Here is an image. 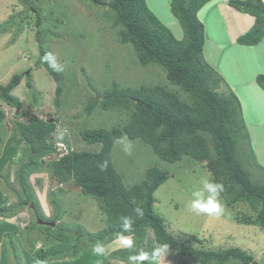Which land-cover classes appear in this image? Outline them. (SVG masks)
Instances as JSON below:
<instances>
[{
  "label": "trees",
  "instance_id": "trees-1",
  "mask_svg": "<svg viewBox=\"0 0 264 264\" xmlns=\"http://www.w3.org/2000/svg\"><path fill=\"white\" fill-rule=\"evenodd\" d=\"M19 1L30 3L36 13L40 55L35 66L44 67L56 82L53 103L60 108L67 85V74L74 72L64 67L55 71L41 58L49 53L44 37L52 36L50 31L61 23L60 16L62 17L63 12L57 10L58 15L52 23L51 17L43 18L41 7L38 9L34 5L35 0ZM81 1L84 4L89 2ZM210 1H170V10L183 30V37L174 33L172 27L151 9L147 0L108 2L109 12L106 15L108 19H112L111 27L115 29L117 42L133 50L136 64L146 68H161L166 74V80L165 83H140L138 86L113 80L107 82L106 86L103 84L102 91L96 87L98 92L86 104L89 109L100 105L102 110L124 109L131 115L124 120L122 126L110 129L83 128L77 132L87 145L95 146L94 149L73 148L62 157L53 158L57 150L55 135L59 132L61 121L53 116L48 120L32 113H29L28 122L19 120L22 114L28 112L23 109V102L14 91L24 77L30 79L32 74L16 72L7 83H0V102L18 111L15 122L18 140L15 147L24 146L23 153L26 156L16 170L18 203L15 207H0V217L10 218L22 207L29 206L35 211L37 218L39 216L49 220L41 213L29 178L31 173L41 170L45 160L50 157L47 170L57 183L51 189L53 192L50 201L56 210V215L51 219L55 222L61 220L62 210L59 209L63 202L62 194L66 190L60 184L69 181L79 187L82 194L96 199L105 216L106 226L95 232L88 231L77 223L64 221L52 227L38 221V227L33 226V229L45 233L50 239L47 245L36 250L41 260L76 257L84 246H94L98 242L106 246L116 241V233L122 231L121 218L127 216L133 222L131 234L135 246L133 249L121 248L115 251L125 264H129L127 257L130 254L145 250L149 229L153 230L156 240L153 247L167 243L171 252L168 258L183 256L187 260L184 264H264V253L260 261L252 253L239 247L213 249L204 246L200 236L194 235L188 240L187 236L180 238L171 229V225L167 224L166 216L156 209L158 199L155 192L172 176L168 169L162 167L161 162L180 165L190 162L205 167L213 182L224 185V192L220 196L229 207L245 202L257 211L256 217L244 215L242 220L245 223L264 226V182H257L252 175L253 168L264 172V166L258 161L251 145L242 103L233 90H219L223 77L204 57L206 27L199 12ZM95 4L100 6L98 0ZM228 4L256 17L253 26L239 36L238 40L244 45L258 44L264 38V0H228ZM30 14L32 12L28 11L26 15L29 20L32 18ZM22 30L23 25L16 15H11L0 24V37L13 31L20 35ZM121 55L111 51L109 59L129 68L131 61L123 60ZM107 66L111 67L110 64ZM256 82L264 90V73H259ZM27 85L33 88L31 80L27 81ZM32 94L34 106L38 105L41 101V96H37L39 92L34 90ZM6 116V110L3 106L0 107V128H3ZM62 134L64 136L65 133ZM124 137L140 138L151 147L152 154L160 159L159 164L154 163L148 167L144 177L131 186L125 184L112 157L116 140ZM2 139L0 136V141ZM64 140L68 147L75 146L72 141L69 143L67 134ZM137 207L143 209V217L136 216L134 209ZM17 228L15 234L22 232L18 226ZM9 238L8 247L14 250L17 258L14 239L10 235ZM32 249H35L34 245Z\"/></svg>",
  "mask_w": 264,
  "mask_h": 264
},
{
  "label": "rangeland",
  "instance_id": "rangeland-1",
  "mask_svg": "<svg viewBox=\"0 0 264 264\" xmlns=\"http://www.w3.org/2000/svg\"><path fill=\"white\" fill-rule=\"evenodd\" d=\"M95 1L89 0L87 4L81 0L34 1L38 9L41 7L40 12L43 18L51 17L52 23L58 15L57 10L63 12L62 17L60 16L61 23L50 31L52 36L45 35L44 37L49 53L55 56L58 67L74 72L67 74V85L62 104L58 108L53 103L56 82L44 67L35 66L40 55L36 13L28 2L0 0V24L7 21L11 15H16L19 23L23 25L20 35L14 34L13 31L0 37V83H7L16 72L26 74L29 71L32 74L30 79L24 77L14 91L15 95L22 100L23 109L28 112V114H22L19 120L28 122L29 113L48 120L50 116L58 118L61 121L60 132L67 130V133L71 134V141L75 147L85 150L94 149L95 146L87 145L77 132L83 128L110 129L114 126H122L124 120L131 115L124 109L102 110L100 105L92 110L89 109L86 104H89L92 95L98 92L96 87L102 91L103 84L106 86L107 82L110 83L113 80L132 86H138L140 83H165L166 80V74L161 68H146L136 64L133 50L117 42L115 29L111 27L112 19H108L106 15V12H109L108 2L111 0H98L101 7L95 4ZM170 1L147 0L151 9L163 21H166L168 17L169 23H165L172 27L174 33L178 37H183V30L170 11ZM28 11L32 12L30 20L26 18ZM199 17L206 27L204 48L206 61L225 77L227 84L224 88L230 86L238 94L243 107V116L249 129L251 145L258 161L264 166V90L256 84L255 77L258 73H264V40L257 46H251L252 48L240 47L238 40L239 36L245 34L253 26L256 17L232 7L228 4V0L226 2L211 0L200 10ZM247 17L251 21L250 24L245 21ZM45 31H48L47 28ZM111 51L119 52L123 60L131 61L130 67L125 68L112 62L109 59ZM108 64L111 65L110 68ZM29 80L33 88L28 87L27 81ZM34 90L39 92L38 97L41 96L40 103L35 106L31 96ZM98 97L101 98L99 95ZM2 106L7 116L3 128H0V136L3 138L0 141V207H15L18 203L17 192L19 191L15 177L16 170L25 161L26 156L23 153L24 146L15 147L18 140V134L15 131L18 111L0 102V107ZM150 149L151 147L140 138L124 137L116 140L112 157L127 186L141 180L148 167L154 163H160V159H157ZM50 159L47 158L42 169L31 173L29 178L41 213L47 217L46 219L49 218V220H44L37 215L44 222L53 221L51 218L56 215L50 201L51 192H53L51 189L57 185L49 176L51 172L47 170V162ZM161 164L170 171L172 176L155 192L158 199L156 209L166 216L167 224L171 225L176 235L183 239L187 236V240L194 235L200 236L203 245L213 249L239 247L262 261L264 226L245 223L242 220L244 215L256 217L257 211L245 202L229 207L220 196L219 199L224 208L220 216L198 215L189 208L191 192L201 187L202 180H211V174L205 167L190 162L180 165L162 161ZM252 175L257 182H264L263 170L253 168ZM64 187L65 193L73 192L70 196L73 201H70L67 207V195L62 194L63 202L59 210L63 212L60 214L61 220H58L56 225L60 222H67L66 218L69 217L66 216L64 210L68 211L69 216H72L76 210L77 217L79 214L84 215L85 223L83 221L80 223L85 229L91 232L99 230L93 228H98L96 226L99 223H105V221L102 222L105 216L96 199L82 194L80 188L72 181L65 183ZM18 211L21 212L20 215H24L21 219L23 222L19 219L13 231L15 232L18 226L19 231L22 232H18L19 237L16 241L14 232L7 234L6 240L8 243L11 239L8 235L14 239L17 259H13L14 250L10 246L5 247L7 257L5 254H0V264H24V254L25 252L30 253L31 244L34 243L35 247L38 243L47 245L50 241L45 233H39L33 229V226L38 227L39 219L32 208L24 206ZM18 211L13 216H16ZM4 227L6 225L1 224L0 232L4 230ZM70 229L75 230L73 227ZM5 237H1L0 240ZM146 242L145 251L150 252L153 244L156 243L152 229L148 230ZM105 247L107 255L103 257L93 254V246H84L78 256L70 258H76L80 264H124L115 254L116 250L122 248L117 240L108 243ZM168 255L161 261V264H184L187 261L183 256L174 259L168 258Z\"/></svg>",
  "mask_w": 264,
  "mask_h": 264
},
{
  "label": "clouds",
  "instance_id": "clouds-1",
  "mask_svg": "<svg viewBox=\"0 0 264 264\" xmlns=\"http://www.w3.org/2000/svg\"><path fill=\"white\" fill-rule=\"evenodd\" d=\"M262 40H264V38ZM262 40L258 44H260L262 42ZM258 44L252 45V46H257ZM240 47L252 48L251 46L244 45V44H240ZM204 57H205V55H204ZM41 59L43 62H46L49 65V67H51L53 70H55V71L61 70L58 67L57 62H56V58L52 53H46ZM258 75H259V73L255 76L256 79H257ZM221 76L223 77V83H222L221 87L219 88V90L220 91H226L228 89H231L235 92V90L233 88H231L230 86L224 88V86L227 84V82H226L225 77L222 74H221ZM256 84H257V82H256ZM235 94H236V92H235ZM236 95L238 97V94H236ZM59 129H60V126H59ZM63 131H67V130H63ZM59 132H60V130H59ZM60 136H61L60 134L58 135V133H56V135H55V137L57 139L56 142L59 140ZM62 139H63V137L60 138V140H62ZM58 147L63 148L64 145L62 143H60V144H58ZM58 147L56 146L57 149H58ZM60 157L61 156L58 157L57 152L53 154V158H60ZM50 158H52V157H50ZM54 182L56 183L55 180H54ZM60 185L64 187V184H60ZM222 192H224V185L222 183L213 182V181L208 180V179L202 180L201 181V187L195 188L191 192V200L189 203L190 210L192 212L198 214V215L199 214H207L209 216H220L224 211L223 205L219 199L220 194ZM62 212H63V210H62ZM134 212H135L137 217H143V215H144L143 209L140 207L135 208ZM121 219H122V231L116 233V240L119 242V244L122 248L133 249L135 246V242H134L133 236L131 234L133 222H132L131 218L127 217V216L122 217ZM125 233H129V235H125ZM1 245H2V243H1ZM42 245H44V244H41L39 247H41ZM92 252L96 256H100V257L107 255V249H106L105 245L103 243H99V242L93 246ZM168 254H169V245L167 243H162V244H157L156 246H154L150 252L141 249V250L137 251L135 254H130L127 257V260L129 262V264H145V262H148V264H161V261H163L164 258ZM15 259H17V258H15ZM123 263L125 264V262H123Z\"/></svg>",
  "mask_w": 264,
  "mask_h": 264
},
{
  "label": "crops",
  "instance_id": "crops-1",
  "mask_svg": "<svg viewBox=\"0 0 264 264\" xmlns=\"http://www.w3.org/2000/svg\"><path fill=\"white\" fill-rule=\"evenodd\" d=\"M224 2H226V0H223ZM170 17H172V15H170ZM169 17V18H170ZM168 17L166 18V21H164V22H168ZM245 21H246V23H251V21H250V19L247 17V18H245ZM169 23V22H168ZM250 27V26H249ZM69 193V192H68ZM73 193V192H72ZM72 193H70V194H67V192L65 193V195L64 196H66L67 195V198H66V202H67V207L70 205V204H68V203H70V201H71V194ZM73 201V200H72ZM71 201V202H72ZM95 202V201H94ZM92 204V203H91ZM65 211V213H66V216L67 217H69L68 219L66 218V220H67V222H69V223H73V224H81L80 222H84V215H82V214H79V216L77 217L76 216V210L74 211V213L72 214V216H69V214H68V211L67 210H64ZM21 214V212L20 211H18V214H16V216H13V217H10V218H3V217H0V226H1V224L2 225H6V227H4V230H2V232H0V239H1V237H4V236H6L3 240H0V242L2 243V245H1V248H0V254H5L6 255V257H7V252H6V250H5V247L7 248L8 247V243H6V240H7V234H9V233H12V232H14L13 230H14V225L15 224H17L18 223V221H19V219H20V221H21V219H22V216H24V215H20ZM75 214V215H74ZM105 219V217L104 218H102V222L103 221H105L104 220ZM21 222H23V221H21ZM85 223V222H84ZM16 226V225H15ZM106 226V222L105 223H99L98 224V226H96V227H98V228H93V229H102V228H104ZM13 227V228H12ZM98 231V230H97ZM39 232V231H38ZM37 232V233H38ZM15 233V232H14ZM40 233V232H39ZM9 236V235H8ZM18 237H19V234H14V238H15V241L18 239ZM20 243V242H19ZM34 245V244H33ZM33 245H32V247H33ZM41 244H37L36 246H35V249H32L31 248V250H30V253H28V252H25V254H24V261H25V263L24 264H80V263H78L77 261H76V258H62V259H56V260H41L38 256H37V248H39V246H40ZM30 249V248H29ZM32 251V252H31ZM3 257V256H2ZM15 257V256H14ZM14 259V258H13ZM16 260V259H15Z\"/></svg>",
  "mask_w": 264,
  "mask_h": 264
},
{
  "label": "bare ground",
  "instance_id": "bare-ground-1",
  "mask_svg": "<svg viewBox=\"0 0 264 264\" xmlns=\"http://www.w3.org/2000/svg\"><path fill=\"white\" fill-rule=\"evenodd\" d=\"M28 75V74H27ZM65 134H67V136L70 138V141H69V143L71 142V134L70 133H67V131H63ZM61 132H58V134H60ZM65 134H64V136H63V134L61 133L60 135V138L61 137H63V139L62 140H60V138H59V140L55 143V146H57L58 147V144H60V143H62L63 145H64V147L63 148H60V147H58V149L56 150V152H57V154H59V155H61L62 153L64 154V153H66V152H68L69 150H71V149H75L76 147L75 146H72V147H67L68 146V143L64 140L65 139ZM63 156V155H62ZM61 156V157H62Z\"/></svg>",
  "mask_w": 264,
  "mask_h": 264
},
{
  "label": "water",
  "instance_id": "water-1",
  "mask_svg": "<svg viewBox=\"0 0 264 264\" xmlns=\"http://www.w3.org/2000/svg\"><path fill=\"white\" fill-rule=\"evenodd\" d=\"M28 75H29V71L26 72ZM40 223H43V224H46V225H50V226H55L56 225V222L54 221H51V222H44V221H41L39 220Z\"/></svg>",
  "mask_w": 264,
  "mask_h": 264
},
{
  "label": "built area",
  "instance_id": "built-area-1",
  "mask_svg": "<svg viewBox=\"0 0 264 264\" xmlns=\"http://www.w3.org/2000/svg\"><path fill=\"white\" fill-rule=\"evenodd\" d=\"M66 153H67V152H66ZM64 154H65V153H64ZM64 154H63V153H62L61 155L58 154V157H59V156H62V155H64Z\"/></svg>",
  "mask_w": 264,
  "mask_h": 264
}]
</instances>
